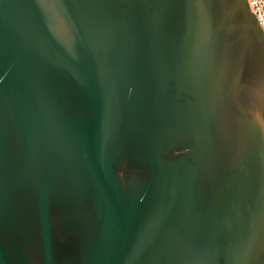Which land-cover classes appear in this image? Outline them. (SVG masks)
I'll return each mask as SVG.
<instances>
[{
	"label": "water",
	"instance_id": "obj_1",
	"mask_svg": "<svg viewBox=\"0 0 264 264\" xmlns=\"http://www.w3.org/2000/svg\"><path fill=\"white\" fill-rule=\"evenodd\" d=\"M0 264H264L246 0H0Z\"/></svg>",
	"mask_w": 264,
	"mask_h": 264
},
{
	"label": "built area",
	"instance_id": "obj_2",
	"mask_svg": "<svg viewBox=\"0 0 264 264\" xmlns=\"http://www.w3.org/2000/svg\"><path fill=\"white\" fill-rule=\"evenodd\" d=\"M248 7L255 14L258 23L264 31V0H246Z\"/></svg>",
	"mask_w": 264,
	"mask_h": 264
}]
</instances>
